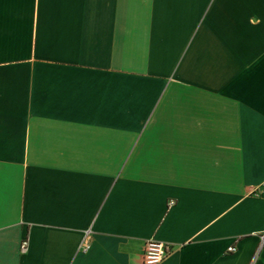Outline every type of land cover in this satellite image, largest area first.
<instances>
[{"label":"crops","instance_id":"obj_1","mask_svg":"<svg viewBox=\"0 0 264 264\" xmlns=\"http://www.w3.org/2000/svg\"><path fill=\"white\" fill-rule=\"evenodd\" d=\"M263 230L264 0H0V264H264Z\"/></svg>","mask_w":264,"mask_h":264},{"label":"built area","instance_id":"obj_2","mask_svg":"<svg viewBox=\"0 0 264 264\" xmlns=\"http://www.w3.org/2000/svg\"><path fill=\"white\" fill-rule=\"evenodd\" d=\"M173 202L170 201L169 204ZM264 240V230L260 233V242L258 245V250L261 248ZM26 240H22L20 243V250L23 251L26 249ZM81 247L82 251H85L88 248V244H83ZM173 250V246L167 242L157 240L154 238H149L144 241L143 250H142V264H157L165 259ZM234 250V247L229 246L227 251L231 252Z\"/></svg>","mask_w":264,"mask_h":264}]
</instances>
